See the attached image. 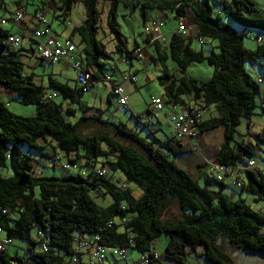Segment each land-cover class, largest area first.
Here are the masks:
<instances>
[{
  "label": "trees",
  "instance_id": "obj_1",
  "mask_svg": "<svg viewBox=\"0 0 264 264\" xmlns=\"http://www.w3.org/2000/svg\"><path fill=\"white\" fill-rule=\"evenodd\" d=\"M31 1L30 5L36 6L35 11L50 7L45 0H38L37 4ZM49 1L57 3L60 22L69 18L73 5H82L84 19L79 26L70 29L66 38L71 41L79 38L77 47L82 46V66L88 70L90 79L84 87L75 84L70 87L49 75L45 88L35 84L33 75L22 74L21 52L7 51L8 36L0 32V86L13 93L21 105L35 109L33 117L21 118L0 102V168H5L8 162L11 171V176L0 177V227L7 237L26 243L24 252L29 259L16 254L10 256L5 251L0 254V264H87L75 258L73 251L74 244L83 236H98L99 244L104 247L132 249L146 258L147 264H161L153 250V243L160 235L167 237L163 257L172 264H188V257L197 251L207 264H231L217 245L219 238L225 239L233 249L264 255L262 208L247 205L245 198L233 199L228 192L231 188L237 189L250 195L253 203L264 207V169H256L255 163L253 169L245 173L241 188L232 185V177L225 175L217 181L205 170L199 182L175 166L174 158L189 152L187 145L179 141L167 138L159 142L155 137L146 141L124 123H110L99 115L95 120L110 127L124 142L114 140L106 132L86 136L79 133L90 119L84 115L80 98L94 82H105L102 69L104 60L110 57L96 38L100 20L98 3H108L106 31L114 41V52L121 54L130 67L137 59L132 54L133 49L126 47L115 23L117 5H123L130 13L137 12L143 23L147 21L149 10L168 11L176 20L189 15L196 36L202 41L203 38L214 40L216 46L204 55L201 50L192 48V38L175 33L167 43V52L162 50L160 42L151 44L154 55L150 56V61L158 63L162 70L157 81L165 106L185 109L192 105L200 112L211 108L214 115L208 118L202 115L203 123L198 132L200 136L216 128L222 129L223 142L214 161L231 167L252 160L257 154V144L237 142L234 135L241 119L247 120L250 126L257 108L258 115L264 118V106L256 104L260 80L257 83L258 80L251 79L244 68L246 63L262 59L264 69V43L248 50L242 43L244 31L237 34L230 26L220 23L224 16L241 28L264 32V15L252 0L219 1L216 15H213L210 0ZM168 58L182 74L190 64L205 62L213 69L212 76L207 82L185 76L176 79L166 67ZM52 94L56 97L52 98ZM109 96H113L111 91L108 101ZM77 112H80L78 116ZM148 114L147 110L141 116ZM134 117L140 123V116ZM258 139L264 143V126ZM41 142L53 144L54 163V158L61 154L71 164L82 162L84 169L101 165L107 171L118 172L127 187L121 189L109 178L89 182L68 174L33 176L31 161L21 154L19 147L43 154ZM100 158L104 160L102 163H98ZM130 184L140 192L138 198L133 197L128 188ZM91 192L108 194L111 204L104 208L98 206ZM168 202H174L180 211L173 221L162 217V207ZM114 219L126 223L122 232L118 231L116 223L108 224ZM74 231L79 233L75 242ZM35 236L37 241L33 240ZM128 242H131L130 247ZM42 243L47 245L46 252L39 249Z\"/></svg>",
  "mask_w": 264,
  "mask_h": 264
},
{
  "label": "rangeland",
  "instance_id": "obj_2",
  "mask_svg": "<svg viewBox=\"0 0 264 264\" xmlns=\"http://www.w3.org/2000/svg\"><path fill=\"white\" fill-rule=\"evenodd\" d=\"M14 0H2L0 3V19L4 18L8 15H11L14 10L15 6L13 4ZM31 0H29L30 2ZM38 1V0H36ZM57 2V0H54ZM219 1L223 0H210V3L213 5V15H216L218 12V5L217 3ZM252 2L255 4V6L262 12L264 15V0H252ZM34 3V2H33ZM51 3V2H50ZM37 4V3H35ZM57 3L54 4V2L51 3L50 7H45L44 13L46 15V20L49 24V30L58 38H66L69 35L70 29L74 26H79L83 19H84V10L81 4L73 5L70 11V16L67 20L64 22H60L58 19V14L60 11L57 9ZM31 6V5H30ZM28 16L33 12L34 6L26 7ZM98 11L100 12V20L97 25V34L96 38L97 40L102 43L105 47L106 52L110 56L109 59H105V66L102 69V75L105 77H109L113 82L115 83H122L121 77L124 75V73H127L129 70H135L137 72V85L134 87L133 84H126L125 87V95L128 97V103L130 105V110H124L120 106H118L116 98L113 96H109L110 100L108 101V95L110 93V84L108 82H102L97 81L94 82L92 86H89L83 96L80 98V103L82 104V108L84 109V115L86 117H89L90 119L87 120L85 125L79 129V133L83 136L91 135L95 133L100 132H106L109 136H111L114 140L118 142H124L121 141L110 129V127H104L101 125L97 120H95V117L99 115L101 119L106 120L110 123H118L122 122L126 125L128 129L133 130L136 132L141 138L145 139L146 141H152L153 137L159 140V142H165L167 138H170L171 131L170 127L167 125L165 113H167L170 110V107L164 106L163 112H155L152 113L155 117L153 118L152 123L153 126H145L143 122L140 123L136 121L135 115L141 116L145 114V112L150 107H148V101L150 97H156L161 98L162 97V89L158 85L157 78L162 74V70L159 66V64L152 63L150 61V56L154 55V50L152 46L146 45V35L143 32V26L144 23L142 22V19L140 18L139 14L137 12L130 13L129 10L124 7L123 5L119 4L116 7V17H115V23L118 26V29L122 35V37L125 39V45L128 49H133L135 45H137L141 49L140 58L137 60L132 61V69L129 68V66L126 64V61L124 60V57L121 54H118L114 52V41L112 37L107 33L106 31V19H107V9H108V3H98ZM166 15L162 16L161 22L163 29V32L166 33V40L161 42L162 50L167 52V43L170 39L171 34L176 30L178 26V20L174 19L172 17V14L168 11H165ZM31 18V16H30ZM183 23H185L186 31L189 35H195L194 32V26L193 23L189 17V15H186V17L183 19ZM220 23L226 24L230 26L237 34H241V32H245V36L242 37V43L244 48L248 50H254L256 46L258 45L255 41V37L261 38V43H264V32L258 31L255 29H244L237 25H235L229 18H226L224 16H221ZM13 24L8 23L4 26H0V30L9 31L10 27ZM29 31H33L35 28V23L31 22L29 24ZM14 27H17L14 25ZM160 29V30H161ZM192 48L194 50H201L204 55H208L210 50L213 49L216 46V41L203 38V41L201 43V47L198 45L196 38L193 37L192 39ZM73 42L77 45L79 42V38L75 37L73 39ZM26 42L22 41L20 43L21 46H25ZM82 46H78L76 49L75 56L76 58L83 59L82 54ZM21 52V50L19 49ZM216 52V51H215ZM22 74L23 76L27 75H33V81L37 85L43 86V88L46 87V80L47 76H52L55 80L67 83L68 86L73 87L74 86V73L72 69L68 68V62H61L56 63L54 65H50L48 63H38L36 58L31 53L29 47L28 50L25 51V53H22ZM262 62V59L257 60ZM63 63H66L63 65ZM166 67L170 74L173 75L174 78L178 79L182 76H185L186 78H190L193 80H196L198 82H207L210 80L213 69L209 67L205 62L203 63H192L189 65V67L186 69L184 74L180 73L177 69V66L175 63L168 58L165 61ZM83 65V64H82ZM245 71L249 74L251 79L257 81L260 80V83L258 85L259 87V93L256 98V104L257 106H264V69L257 67V70H253L251 68L250 63H246ZM63 71L62 75H59V72ZM143 83V86H139ZM0 102H2L7 109L15 116L21 117V118H30L35 115V109L33 106H26L21 105L18 102V98L8 91L7 89L0 86ZM68 105V104H65ZM149 110V111H150ZM205 111V110H201ZM213 110L210 108L208 116L214 115ZM259 109L257 108L255 111V115L251 117L250 126L248 127V121L245 119H241L240 125L235 130L234 138L237 142H243L248 145L257 144V154L251 157V159L255 163V168L259 170L264 169V143L258 139V133L261 131V129L264 126V118L260 117L258 114ZM80 114V112H77V116ZM205 118L207 114H202ZM206 118V119H207ZM143 124V125H142ZM153 134H149V133ZM201 136V137H200ZM199 138H201V141H199L200 144H197L198 150L193 151H201L202 155L204 154L205 159L207 158L206 162H212L214 161L215 156V150L219 148L221 143L223 142V136H222V129L216 128L211 131L205 132L204 134L200 135ZM198 138V140H199ZM183 142L187 145V148L191 150L190 147L191 143L189 141L183 140ZM44 145L43 154H39L36 152L29 151L26 147L20 146L19 151L22 155L28 157L31 161V164L33 166L32 175L35 177H62L66 175L60 170V164L65 163L66 159L61 155V161L60 162H53L52 156L54 152V146L52 143H42ZM194 146V145H193ZM203 146V147H202ZM198 153V152H197ZM179 160V159H178ZM104 160L102 158L98 159V163H102ZM54 163L55 167H52ZM78 165H80V162H77ZM81 168H83L81 166ZM72 172V170L70 171ZM193 175V179L195 181L201 182V176L204 175V163H200L195 170L190 171ZM203 172V174L201 173ZM113 174H116L113 177ZM11 176V171L8 166V162H6L5 168H0V177L7 178ZM107 177L109 180L115 184L116 186L120 187L121 189H124L121 185H125L127 187V184L123 182V179L121 175L116 172L108 171ZM123 183V184H122ZM201 184V183H200ZM128 188L130 189L132 195L134 198H138L140 195V192L136 187H134L132 184L128 185ZM228 192L229 196L235 199H238V196L241 194L242 197H244L246 200V204L249 206H254L251 203L252 197L249 195H246L244 193H240L237 189L231 188ZM90 196L93 198L95 203L104 208L111 204L112 200L111 197L108 194L102 195L100 192H91ZM259 207L262 208V213H264V207L259 203ZM254 208V207H253ZM256 210V209H253ZM163 220L166 221H173L174 219L178 218L180 215V211L177 207V205L174 202H168L164 204L161 210ZM113 223H116L119 225L118 231L122 232V226L120 224L121 221L118 219H114ZM124 224V223H123ZM34 233V232H33ZM74 242L79 237L78 231H74L73 234ZM33 240L37 241V237L35 236ZM167 237L166 235H160L153 243V250L158 254L161 264H172L168 260L164 259L163 257V250L166 245ZM129 247L131 246V242H128ZM75 245V244H74ZM217 245L220 248V250L227 255V257L230 259L231 264H264V255L257 254L254 252L249 251H241L238 249H233L230 247L226 240L223 238H219L217 240ZM104 247V246H103ZM109 248V247H105ZM113 248H120L126 250V254L122 256H116L111 255L109 252L106 253V264H141V259L143 256L139 255L137 252H135L132 249L125 248V247H113ZM25 249H26V243L19 240H13L12 245L7 248V252L10 256H14L15 254L18 257L26 258L27 261L29 260L27 255H25ZM35 250L38 251V247L35 246ZM201 252L197 251L196 253L190 255L187 259L188 264H207L206 261L200 256ZM86 253H82V255L79 258L86 259L85 262L87 263V257ZM27 263V262H26ZM143 263V260H142Z\"/></svg>",
  "mask_w": 264,
  "mask_h": 264
},
{
  "label": "built area",
  "instance_id": "obj_3",
  "mask_svg": "<svg viewBox=\"0 0 264 264\" xmlns=\"http://www.w3.org/2000/svg\"><path fill=\"white\" fill-rule=\"evenodd\" d=\"M192 1V0H184ZM27 16V11L23 7H18L14 10L11 15H8L0 19V26H4L8 23L13 25H19L24 23ZM31 20L35 23V28L29 36V41L31 42L33 54L39 62L48 63L54 65L60 62H68V66L72 69L75 77L74 83L77 87H84L88 80L90 79L89 72L86 68L82 67V59L76 58L75 53L77 45L69 40L68 38H58L54 36L48 27V22L46 20V15L44 11L36 10L30 14ZM162 22L157 19H148L143 26V32L146 35L147 46L151 45L153 42H162L165 41V36L161 33L160 29L162 27ZM178 36L192 38L195 37L196 41L199 44L202 43V39L196 36V31L190 36L186 32V28L182 23H178L177 29L174 32ZM254 41L259 44L261 43V38L256 37ZM21 37L20 36H8L6 40V49L7 51H17L20 49ZM141 49L136 45L133 48V56L136 59L140 58ZM129 66V64L126 62ZM129 68H131L129 66ZM121 82H129L133 85L137 84V77L134 71H128L124 73L121 77ZM109 77H105V82L110 84V91L113 97L116 98L118 106L124 110L128 109V100L125 95V91L120 83H111ZM259 80L257 81V83ZM52 98L56 96L51 95ZM164 100L163 98L150 97L148 101L149 114L140 116V122L142 121L146 126H154L152 123L153 118L155 117L152 113L163 112L164 109ZM209 110L202 112H190V107L187 106V109H180V107L170 108V110L165 113V118L167 125L170 127L171 136L170 138L174 141H189L194 146H191L193 150H198L197 140L199 138L198 127L203 123L202 114H208ZM55 162H60L61 157L58 154L54 158ZM83 164L78 165L77 163L71 164L65 162L60 164V170L68 175L80 176L87 181L97 180V179H107L108 171L105 167L101 165H96L89 168V170H82ZM55 167V166H54ZM254 167V161L247 159L243 164L236 166H224L218 164L216 161L205 162L204 170L208 175H211L217 181H220L225 175H228L232 179V185L236 188H241L243 181L245 179V173L251 171ZM72 170V172H70ZM82 170V171H81ZM125 188V185H122ZM113 223L110 221L108 224ZM124 222H120L121 226L124 228ZM12 239L7 237L0 227V254L5 252L9 246L12 245ZM42 252L47 251L46 243H42L40 248ZM75 258H79L82 253H86L87 264H105L106 253L109 252L112 256H122L126 254V250L120 248H105L99 244L98 236H83L79 237L76 241L74 248ZM156 258L157 255L154 254ZM143 260V263H142ZM75 261V260H74ZM16 264V263H13ZM141 264H147L146 258L141 259Z\"/></svg>",
  "mask_w": 264,
  "mask_h": 264
},
{
  "label": "crops",
  "instance_id": "obj_4",
  "mask_svg": "<svg viewBox=\"0 0 264 264\" xmlns=\"http://www.w3.org/2000/svg\"><path fill=\"white\" fill-rule=\"evenodd\" d=\"M19 0H14L13 1V4H14V6H15V9L16 8H18V7H23V8H25L26 9V11H27V8L26 7H31L30 6V3H32V1H24V0H20L19 2H18ZM45 1H48L49 2V5H51V3H50V1L49 0H45ZM33 2L34 3H38V1H36V0H33ZM17 3V4H16ZM28 4V5H27ZM35 10H33V12H34ZM32 12V13H33ZM134 14V13H133ZM172 14V17L174 18V14L173 13H171ZM164 15H166V13H165V11H160V10H149V11H147V19L146 20H148V19H157V20H161V18H162V16H164ZM175 19V18H174ZM184 19V18H183ZM183 19H179L178 20V23H182L184 26H185V23H183ZM31 22H33L32 20H31V18H30V16H28V12H27V16H26V19H25V21H24V23H22V24H19V25H16L17 27H14V25H12L13 27H10V29H9V31H5V30H0V32H2V33H4V34H6L7 36H20L21 37V42L22 41H25L26 42V44H25V46H21V48H20V50H21V52L22 53H25V51L26 50H28V47H29V49H30V51H31V53L33 54V52H32V46H31V42L29 41V36H30V34H31V31H29V24H31ZM177 29V28H176ZM161 31V33L165 36V39H166V33L165 32H163V29H161L160 30ZM176 31V30H175ZM174 31V32H175ZM196 31V29H195V27H194V32ZM173 32V33H174ZM187 32V31H186ZM193 32V33H194ZM172 33V34H173ZM190 36H192V35H190ZM147 45V44H146ZM136 46V45H135ZM149 46V45H148ZM151 46V45H150ZM33 56H34V54H33ZM35 57V56H34ZM37 62L38 63H41V62H39L38 60H37ZM61 63V62H60ZM66 63H63V65H65ZM251 64V68L253 69V70H257V67H259V68H262V65H263V62H260V61H256V62H254V63H250ZM68 68H69V66H68ZM130 69H132V67L130 68ZM263 69V68H262ZM132 71H134L135 72V74H136V77H137V72L135 71V70H132ZM63 74V71H60L59 72V75H62ZM138 82V81H137ZM118 83V82H117ZM126 84H129V83H127V82H122L121 83V86L123 87V89H124V91L126 90L125 89V85ZM131 84V83H130ZM137 85V84H136ZM135 85V86H136ZM132 86H134V85H132ZM134 86V87H135ZM139 86H143V83L141 84V85H139ZM136 88V87H135ZM128 98V97H127ZM128 100V99H127ZM190 106V105H189ZM128 109L130 110L131 108H130V105H129V103H128ZM148 109V108H147ZM180 109H182V108H180ZM207 110H209V109H207ZM206 116H208V114L206 115ZM201 137V136H200ZM199 141H201V138H199V140H197V144H200L199 143ZM181 143H183V144H185L183 141H181ZM191 143V142H190ZM186 145V144H185ZM191 146H193V144L191 143ZM191 146H189V147H191ZM203 147V146H202ZM198 152V153H197ZM201 151H193V149L191 148V150H189V152H187V153H184V154H182V155H179V156H177V157H175L174 158V161H175V166L178 168V169H181V170H183L185 173H187L191 178H192V180H194L193 179V175H192V173L190 172L191 170H195V168L200 164V163H205L206 161H207V158L205 159V157H204V154L202 155V153H200ZM217 152V150H215V153ZM179 159V160H178ZM80 164H82V162H80ZM86 170H89L88 168H85ZM85 169H82L83 171L85 170ZM81 170V171H82ZM202 174H203V172H201ZM116 174H113V177L115 176ZM115 178V177H114ZM201 179H203V176H201ZM230 193V192H229ZM233 199H235L234 197H232ZM238 198H244V197H242V195L240 194L239 196H238ZM251 202L253 203V198L251 199ZM253 205L254 206H252V207H254V208H257L259 205H258V203L257 204H255V203H253ZM8 253V252H7ZM9 255V254H8ZM87 257V256H86ZM82 260L83 261H85L86 259H83L82 258ZM106 260V259H105ZM105 264H106V261H105ZM108 264H111V263H108Z\"/></svg>",
  "mask_w": 264,
  "mask_h": 264
},
{
  "label": "bare ground",
  "instance_id": "obj_5",
  "mask_svg": "<svg viewBox=\"0 0 264 264\" xmlns=\"http://www.w3.org/2000/svg\"><path fill=\"white\" fill-rule=\"evenodd\" d=\"M189 107H190V112H200L199 109L195 106L190 105ZM185 109H187V108H185Z\"/></svg>",
  "mask_w": 264,
  "mask_h": 264
},
{
  "label": "water",
  "instance_id": "obj_6",
  "mask_svg": "<svg viewBox=\"0 0 264 264\" xmlns=\"http://www.w3.org/2000/svg\"><path fill=\"white\" fill-rule=\"evenodd\" d=\"M146 1H161V0H146Z\"/></svg>",
  "mask_w": 264,
  "mask_h": 264
}]
</instances>
